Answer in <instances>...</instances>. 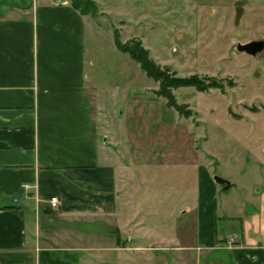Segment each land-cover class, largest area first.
Returning a JSON list of instances; mask_svg holds the SVG:
<instances>
[{
	"label": "rangeland",
	"instance_id": "obj_1",
	"mask_svg": "<svg viewBox=\"0 0 264 264\" xmlns=\"http://www.w3.org/2000/svg\"><path fill=\"white\" fill-rule=\"evenodd\" d=\"M74 2L88 15L87 84L126 177L111 216L81 221L93 230L81 244L97 249L90 264H233L224 251L197 249L199 167L232 184L215 183V196L200 208L215 206L219 246L257 211L264 182V50L255 57L236 50L264 39V0ZM115 37L146 50L160 79L147 77ZM190 79L218 86H168Z\"/></svg>",
	"mask_w": 264,
	"mask_h": 264
},
{
	"label": "crops",
	"instance_id": "obj_2",
	"mask_svg": "<svg viewBox=\"0 0 264 264\" xmlns=\"http://www.w3.org/2000/svg\"><path fill=\"white\" fill-rule=\"evenodd\" d=\"M71 2L0 0V264H90L97 249L81 244L93 232L81 221L111 216L126 184L87 84L88 15ZM199 180L197 249L224 251L233 264H264V182L257 211L216 246L215 206L200 208L217 187L203 167Z\"/></svg>",
	"mask_w": 264,
	"mask_h": 264
},
{
	"label": "trees",
	"instance_id": "obj_3",
	"mask_svg": "<svg viewBox=\"0 0 264 264\" xmlns=\"http://www.w3.org/2000/svg\"><path fill=\"white\" fill-rule=\"evenodd\" d=\"M71 5L73 7H75V9L79 10L81 14L85 15V11H83L80 6L74 2V0H72L71 2ZM115 44L116 46L119 48L120 51L122 52H127L129 53V55L131 56V58L133 60H135L137 63H139L141 69L143 70V72L146 74L147 77L149 78H153L155 80H159L160 77H159V71L157 70V67H155L154 63L152 62L151 59H149L147 57V53H146V50L143 51V50H140V49H137L135 50V48H132V49H127L126 46L122 45L118 38L115 37ZM136 46V45H135ZM176 82V83H175ZM181 85H184V86H193L195 87L197 90L199 91H204L208 88V86H211V87H216L218 85H216V82H210L208 84H204L203 80H199V79H190V80H187V81H184L183 83H179L177 81H170L168 83V86L169 87H177V86H181ZM167 99H168V103L169 105H172L173 103H171L173 100V97L171 95H167ZM117 243H121V240L119 237H117Z\"/></svg>",
	"mask_w": 264,
	"mask_h": 264
},
{
	"label": "water",
	"instance_id": "obj_4",
	"mask_svg": "<svg viewBox=\"0 0 264 264\" xmlns=\"http://www.w3.org/2000/svg\"><path fill=\"white\" fill-rule=\"evenodd\" d=\"M236 50L238 52H243L246 53L247 55L251 57H255L258 54L262 53L264 50V39H256V40H251L247 41L244 43H237L236 44ZM213 181L217 184L223 185V189L227 190L230 188L231 183L219 176H213Z\"/></svg>",
	"mask_w": 264,
	"mask_h": 264
},
{
	"label": "built area",
	"instance_id": "obj_5",
	"mask_svg": "<svg viewBox=\"0 0 264 264\" xmlns=\"http://www.w3.org/2000/svg\"><path fill=\"white\" fill-rule=\"evenodd\" d=\"M48 205L50 206V208L52 209H56L59 207L60 205V201L59 198L56 196H51L48 201H47Z\"/></svg>",
	"mask_w": 264,
	"mask_h": 264
}]
</instances>
